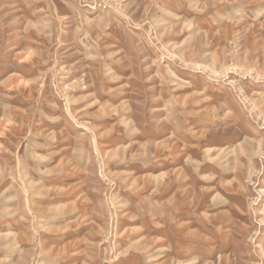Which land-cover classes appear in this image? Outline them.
I'll return each mask as SVG.
<instances>
[{
  "label": "rangeland",
  "instance_id": "374dc122",
  "mask_svg": "<svg viewBox=\"0 0 264 264\" xmlns=\"http://www.w3.org/2000/svg\"><path fill=\"white\" fill-rule=\"evenodd\" d=\"M0 264H264V0H0Z\"/></svg>",
  "mask_w": 264,
  "mask_h": 264
}]
</instances>
